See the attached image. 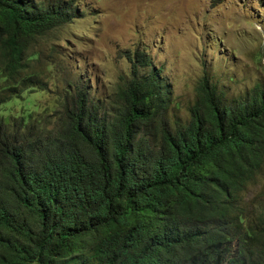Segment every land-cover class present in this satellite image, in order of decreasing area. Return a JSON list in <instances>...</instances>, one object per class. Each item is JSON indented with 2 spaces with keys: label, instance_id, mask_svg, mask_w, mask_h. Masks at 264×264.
Returning <instances> with one entry per match:
<instances>
[{
  "label": "trees",
  "instance_id": "obj_1",
  "mask_svg": "<svg viewBox=\"0 0 264 264\" xmlns=\"http://www.w3.org/2000/svg\"><path fill=\"white\" fill-rule=\"evenodd\" d=\"M73 3L0 0V264H264V206L242 228L264 173V89L227 101L204 78L170 129V90L136 49L105 102L67 79L33 111L56 77L41 43L82 15Z\"/></svg>",
  "mask_w": 264,
  "mask_h": 264
},
{
  "label": "rangeland",
  "instance_id": "obj_2",
  "mask_svg": "<svg viewBox=\"0 0 264 264\" xmlns=\"http://www.w3.org/2000/svg\"><path fill=\"white\" fill-rule=\"evenodd\" d=\"M73 2L82 15L56 28L41 43L43 66L53 63L56 77L52 82L47 79L49 92L29 95L33 111L39 110L34 104L53 107L54 87L61 92L67 79L79 81L95 99L105 102L129 80L125 55L136 49L147 54L170 90L166 112L170 129L187 122L188 108L204 78L222 86L227 101L243 98L255 86L264 89V0ZM19 106L11 102L5 108L19 111ZM251 198L254 202L247 206L242 228L255 221L257 210L264 206V173L245 196L246 202Z\"/></svg>",
  "mask_w": 264,
  "mask_h": 264
},
{
  "label": "bare ground",
  "instance_id": "obj_3",
  "mask_svg": "<svg viewBox=\"0 0 264 264\" xmlns=\"http://www.w3.org/2000/svg\"><path fill=\"white\" fill-rule=\"evenodd\" d=\"M32 65H34V64H32Z\"/></svg>",
  "mask_w": 264,
  "mask_h": 264
},
{
  "label": "clouds",
  "instance_id": "obj_4",
  "mask_svg": "<svg viewBox=\"0 0 264 264\" xmlns=\"http://www.w3.org/2000/svg\"><path fill=\"white\" fill-rule=\"evenodd\" d=\"M74 1V0H73ZM37 92V91H36Z\"/></svg>",
  "mask_w": 264,
  "mask_h": 264
}]
</instances>
